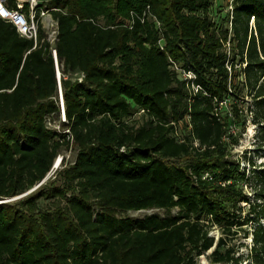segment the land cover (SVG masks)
Returning a JSON list of instances; mask_svg holds the SVG:
<instances>
[{"label":"trees","instance_id":"1","mask_svg":"<svg viewBox=\"0 0 264 264\" xmlns=\"http://www.w3.org/2000/svg\"><path fill=\"white\" fill-rule=\"evenodd\" d=\"M215 1L47 0L52 48L0 18V200L75 151L0 203V264H264V162L228 151L241 120L264 158V0Z\"/></svg>","mask_w":264,"mask_h":264},{"label":"rangeland","instance_id":"2","mask_svg":"<svg viewBox=\"0 0 264 264\" xmlns=\"http://www.w3.org/2000/svg\"><path fill=\"white\" fill-rule=\"evenodd\" d=\"M40 4H45V2H47V0H41ZM228 10L225 1L222 0H216L214 5H213V14L215 16V18L221 17L224 15V13ZM49 15V14H48ZM39 22L42 25L44 23V21H42L41 16L39 15ZM44 30V34H45V39L46 41L50 44L51 48L54 46V30L55 28H46L43 27ZM58 74L60 76V71L58 68ZM71 78L75 79L77 77V74H69ZM180 78H184V76L182 74L179 75ZM56 79H57V71H56ZM59 86V85H58ZM60 87V86H59ZM58 87V92H57V105L59 107V115L58 116H49L46 119V125L47 128H49L50 130H54L56 132H66L65 128L62 127V122L64 121L63 116H62V109H61V103H60V93H59V88ZM230 104L231 101H226L225 103H223L222 105H220L219 107V111L221 114H225L227 112L230 111ZM239 106H241L240 103H238ZM136 122H141L140 118H137V120L135 119ZM229 132L232 135V137L234 138L233 140H235V143L230 145L228 147V151H229V158L231 160H238L239 162V168L240 170H244L246 173L251 172L252 166L247 164V160L250 161V164H255L256 166H258L260 163L264 162V158H261L260 154L261 153H256V148H255V136H256V126H253L252 124H250L249 122H246L245 125H242V121L238 120V121H231L230 127H229ZM228 142V141H226ZM61 157H64V162L66 164H70L74 161L75 158V151L74 148L70 147L68 150L65 149H61L60 155L58 156V158L61 159ZM243 157H245L246 159H243ZM61 167H57V170L60 169ZM256 169L258 170V168L256 167ZM54 171H56V169H52L51 173L45 178V180L43 182H41L40 184L36 185L35 188L33 189V191L39 186V185H45L48 180L52 181L53 180V176L52 174L54 173ZM58 180V181H57ZM57 180L55 181V183L58 185L60 184V180L59 178H57ZM244 191L250 196L252 197V194L249 192L248 188L244 187ZM32 192V191H31ZM27 195V194H26ZM24 197L23 195L17 196L15 198L9 199V200H0V202L3 201H15L18 200L20 198ZM40 206L44 205V202H40L39 203ZM159 214L162 215V211H158V210H150V211H140V212H128L126 213L124 216L132 218L134 220L136 219H140L143 216L147 215V214ZM210 236H212L214 238V240H216L217 236L219 235L217 229L213 228L210 231ZM243 247L240 248V253L245 254L246 250H248L249 245H250V240L246 239L243 241ZM198 264H208V261L206 259V254L201 255L198 258ZM241 264H247L246 262H242Z\"/></svg>","mask_w":264,"mask_h":264},{"label":"built area","instance_id":"3","mask_svg":"<svg viewBox=\"0 0 264 264\" xmlns=\"http://www.w3.org/2000/svg\"><path fill=\"white\" fill-rule=\"evenodd\" d=\"M41 0H0V18L12 25L19 37L31 40L34 44L37 39V23L39 22V15L41 16L44 23L41 25L43 27L52 28L54 27V42L56 37L57 24L52 19L51 15L40 7ZM26 5V11L24 6ZM38 10V18L36 17V11ZM49 14V15H48ZM52 56L55 63L56 71L58 72V65L56 62L55 51L52 50ZM184 78L191 79L193 76L190 73L183 74ZM59 74L57 73V82L59 85ZM82 76L77 75V79L80 82ZM59 87V86H58ZM60 88V87H59ZM191 88L196 91L197 86L191 85ZM60 93V89H59ZM60 103L63 116V107L60 93ZM60 158H57L56 165L59 166Z\"/></svg>","mask_w":264,"mask_h":264},{"label":"water","instance_id":"4","mask_svg":"<svg viewBox=\"0 0 264 264\" xmlns=\"http://www.w3.org/2000/svg\"><path fill=\"white\" fill-rule=\"evenodd\" d=\"M57 73H58V72H57ZM61 100H62V97H61ZM62 107H63V104H62ZM59 160H60V159H59ZM57 167H58V165H56V161H55L54 164H53V166H52V169H57ZM48 175H49V174H48ZM48 175H47V176H48ZM47 176H46V177H47ZM44 180H45V179H44ZM44 180H43V181H44ZM43 181H42V182H43ZM34 188H35V187H34ZM34 188H33V189H34ZM33 189H31L30 191H28V192H26L25 194H23V196H25L26 194H29L31 191H33ZM3 202H7V201H3ZM3 202H0V203H3Z\"/></svg>","mask_w":264,"mask_h":264}]
</instances>
